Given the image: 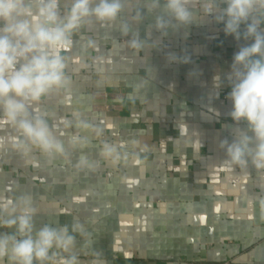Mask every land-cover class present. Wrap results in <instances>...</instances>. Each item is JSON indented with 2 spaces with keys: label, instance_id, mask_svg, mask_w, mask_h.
Here are the masks:
<instances>
[{
  "label": "crops",
  "instance_id": "crops-1",
  "mask_svg": "<svg viewBox=\"0 0 264 264\" xmlns=\"http://www.w3.org/2000/svg\"><path fill=\"white\" fill-rule=\"evenodd\" d=\"M146 2L125 0L115 24L75 37L73 85L44 104L63 155L22 154L16 133L0 129V198L31 193L38 227L84 224L80 264H264V172L226 170L219 147L234 126L224 76L245 42L203 14L211 0H194L193 25L163 32ZM74 111L90 129L75 126Z\"/></svg>",
  "mask_w": 264,
  "mask_h": 264
},
{
  "label": "clouds",
  "instance_id": "clouds-1",
  "mask_svg": "<svg viewBox=\"0 0 264 264\" xmlns=\"http://www.w3.org/2000/svg\"><path fill=\"white\" fill-rule=\"evenodd\" d=\"M193 3L147 0L145 7L149 13L158 10L155 28L163 32L193 25ZM124 8L125 0H0V129L16 133L11 138L14 150L22 154L35 150L44 156L65 153L64 141L49 123L45 101L73 85L67 53L75 37L94 23L115 24ZM201 9L205 16L216 12L215 22L224 25V34L245 42L224 76L234 126L229 129L231 141L219 142L223 166L231 171L251 164L264 172V0H211ZM121 32L128 36L130 29L124 26ZM127 43L132 49L143 47L135 35ZM214 86H221L219 75ZM72 115L76 127L90 129L78 112ZM80 141L75 135L71 139L73 145ZM102 154L113 157L115 149L105 145ZM260 207L264 211V200ZM38 215L29 192L0 198V264H80L77 236H85V225L73 221L38 227Z\"/></svg>",
  "mask_w": 264,
  "mask_h": 264
}]
</instances>
